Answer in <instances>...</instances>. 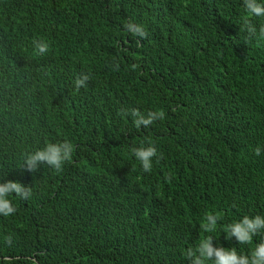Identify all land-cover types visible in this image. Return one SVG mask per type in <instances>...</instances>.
Returning <instances> with one entry per match:
<instances>
[{"label":"trees","instance_id":"1","mask_svg":"<svg viewBox=\"0 0 264 264\" xmlns=\"http://www.w3.org/2000/svg\"><path fill=\"white\" fill-rule=\"evenodd\" d=\"M245 15L244 0H0V182L32 188L0 215V264H190L183 250L207 235L245 254L264 240L222 231L264 215V17L246 40ZM132 109L165 119L137 129ZM64 139L62 173L25 170ZM148 139L163 158L145 173L130 150ZM205 211L223 213L214 233Z\"/></svg>","mask_w":264,"mask_h":264},{"label":"clouds","instance_id":"2","mask_svg":"<svg viewBox=\"0 0 264 264\" xmlns=\"http://www.w3.org/2000/svg\"><path fill=\"white\" fill-rule=\"evenodd\" d=\"M244 7L247 15L242 17V30L248 34L246 40H251L257 35V27L252 17H264V0H244ZM124 27L134 37L148 38V32L142 24L129 20ZM259 36L264 37V25L259 28ZM33 44L38 56L46 55L52 50L50 42L43 38L34 40ZM116 68L119 69V64L116 65ZM90 79L91 76L87 73L78 74L74 81V88L79 91L82 86L87 87L86 81ZM121 114L128 115L129 113L122 111ZM130 115L133 117V123L137 129L148 128L154 122L165 119L163 109L149 111L147 115L141 113L139 109H132ZM74 151L75 146L70 139L55 143L47 142L45 147L26 156L25 170L35 172L41 164H46L54 173L60 174L64 171L65 165L73 161ZM130 151L139 161L145 173L151 172L154 158L157 163L163 158V154L158 153V149L151 139L141 141L138 147L133 146ZM255 154L257 156L261 154L259 147L256 148ZM164 179L170 183L173 177L168 174ZM13 196L26 201L32 196V188L11 180L0 182V215L9 217L16 214L17 207L13 202ZM222 220V212L205 211L199 224L200 230L204 233H214ZM222 231L227 234L226 239L228 240L234 237L239 245H251L255 236L264 233V215L257 214L254 217L245 215L241 219L223 224ZM214 238L212 235H207L201 238L195 246L187 247L183 250L184 258L190 264H264V240L256 243L250 253L245 254L239 252L237 247L215 246ZM6 240L11 245V236ZM30 264H37V261L32 259Z\"/></svg>","mask_w":264,"mask_h":264}]
</instances>
